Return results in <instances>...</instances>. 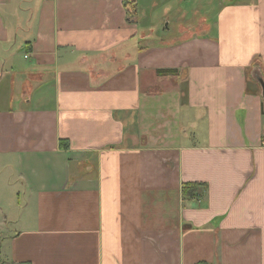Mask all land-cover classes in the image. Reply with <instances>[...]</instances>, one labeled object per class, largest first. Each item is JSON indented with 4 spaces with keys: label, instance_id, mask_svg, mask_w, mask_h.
<instances>
[{
    "label": "crops",
    "instance_id": "1",
    "mask_svg": "<svg viewBox=\"0 0 264 264\" xmlns=\"http://www.w3.org/2000/svg\"><path fill=\"white\" fill-rule=\"evenodd\" d=\"M256 74L264 0H0V264H264Z\"/></svg>",
    "mask_w": 264,
    "mask_h": 264
},
{
    "label": "trees",
    "instance_id": "2",
    "mask_svg": "<svg viewBox=\"0 0 264 264\" xmlns=\"http://www.w3.org/2000/svg\"><path fill=\"white\" fill-rule=\"evenodd\" d=\"M177 69H159L158 73L160 75L175 74ZM64 143H62V146ZM206 187V184L203 182H185L183 185L182 193L185 197L191 196L197 192L199 188ZM197 194V193H196Z\"/></svg>",
    "mask_w": 264,
    "mask_h": 264
},
{
    "label": "water",
    "instance_id": "3",
    "mask_svg": "<svg viewBox=\"0 0 264 264\" xmlns=\"http://www.w3.org/2000/svg\"><path fill=\"white\" fill-rule=\"evenodd\" d=\"M255 78L259 82V84L261 85L262 95H263V99H264V78L261 75H259V74H256Z\"/></svg>",
    "mask_w": 264,
    "mask_h": 264
},
{
    "label": "rangeland",
    "instance_id": "4",
    "mask_svg": "<svg viewBox=\"0 0 264 264\" xmlns=\"http://www.w3.org/2000/svg\"><path fill=\"white\" fill-rule=\"evenodd\" d=\"M174 24V23H173ZM172 30H174V27H172ZM161 114H162V112H161ZM161 130V129H160Z\"/></svg>",
    "mask_w": 264,
    "mask_h": 264
}]
</instances>
